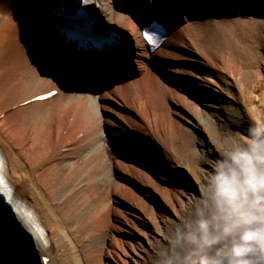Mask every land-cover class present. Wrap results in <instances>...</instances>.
Instances as JSON below:
<instances>
[{
  "label": "bare ground",
  "instance_id": "obj_1",
  "mask_svg": "<svg viewBox=\"0 0 264 264\" xmlns=\"http://www.w3.org/2000/svg\"><path fill=\"white\" fill-rule=\"evenodd\" d=\"M92 1L96 9L90 17L78 10V16L70 20L85 34L93 33L91 39L76 40L87 52L88 61L73 55L84 69L78 71L77 61L69 64L78 80L86 75L91 82H80L74 88L60 67L54 72L41 70L48 57L43 44L37 42L49 38L47 32L52 28L55 33L57 28L54 18L48 16L52 5L0 0V162L11 189L10 194H0V203L11 199L27 229V233L5 230L0 234V264H87L88 253L77 243L94 240L97 227L110 233L106 264H146L153 239L159 236L158 217L162 213L174 216L178 198L198 192L197 184L207 168L191 157L188 125L206 137L207 143L198 145L215 153L230 128L242 131L251 117L263 116L246 104L240 87L242 65L237 60L225 61L216 43L207 46L200 37L206 31L215 34L216 27L235 30L248 24L264 28L260 0L250 8L221 4L192 10L181 0L166 4L169 12L178 11L182 18L174 21L176 26L166 21L170 24L166 41L153 52L143 40L142 25L161 11L156 0L147 4L140 0ZM112 29L125 34L131 47L126 66L112 52L115 40L105 37ZM57 38L55 35L54 40ZM94 39L102 49L94 46ZM62 46L69 50L65 43ZM114 66L118 70L111 71ZM130 66L134 76H130ZM52 91L57 92L54 98L36 100ZM235 101L242 112L234 108ZM96 117L105 121L98 122ZM237 119L243 127L236 126ZM132 142L138 143L137 149L128 148ZM143 143L153 153L143 149ZM89 150L102 157L103 172L110 178L102 199L108 196L111 200L86 225L79 222V213L90 203L91 195L98 194V175L93 178L97 171L77 157L87 152L84 157L89 158ZM195 152L200 157L205 151L197 147ZM32 157H38L37 166L32 165ZM61 167L68 170V177L49 180L44 176ZM176 173L187 174L193 184L173 181L171 176ZM75 176L82 181L78 183ZM72 221L78 223L69 230Z\"/></svg>",
  "mask_w": 264,
  "mask_h": 264
},
{
  "label": "clouds",
  "instance_id": "obj_2",
  "mask_svg": "<svg viewBox=\"0 0 264 264\" xmlns=\"http://www.w3.org/2000/svg\"><path fill=\"white\" fill-rule=\"evenodd\" d=\"M200 159L198 192L158 217L146 264H264V119L230 128Z\"/></svg>",
  "mask_w": 264,
  "mask_h": 264
},
{
  "label": "rangeland",
  "instance_id": "obj_3",
  "mask_svg": "<svg viewBox=\"0 0 264 264\" xmlns=\"http://www.w3.org/2000/svg\"><path fill=\"white\" fill-rule=\"evenodd\" d=\"M222 11H223L222 9L220 11L217 10V12L219 13ZM222 28L223 27L214 28L215 34L217 33L216 35L214 33L213 35H210L209 32L206 31L207 33L205 32L204 35L200 36L201 39L203 40L202 43L204 44L206 43L207 46L209 44L216 43L217 51L221 53V56L224 58L225 61L235 62L233 60H237L238 64L242 65V68H240L241 70L240 72H243L241 74L240 87L243 91L244 97L246 98L245 99L246 104L250 109V111L256 114L260 113L261 115H263L261 116V118H264V79L261 78L264 77V41L262 40V31L264 28L262 26H251L248 24H246L245 26L241 25V27H235L236 28L235 30H232L228 27H225L224 29ZM223 30H226L227 32L225 31L224 33ZM197 31H202V30L194 29V32ZM204 52L205 54H209L208 49L206 47L204 49ZM128 71H130V76H134L133 74L134 70L132 67H130V70ZM243 77L244 79H242ZM86 78L87 76L85 75L84 79L83 78L81 79L80 77V80L74 78L71 79L70 81L74 80L75 83L78 82L90 83L91 79L90 80L88 79L89 81H87ZM230 89L233 95L235 94V96L237 97L236 89H234L233 87H231ZM233 105L234 108H238L240 112H242V108L239 106L238 102L235 101ZM96 121L102 122L105 121V118L101 117L100 119L99 117H96ZM188 127L190 130L189 133H187V138L189 139L188 148L193 149V154H191L192 155L191 157L192 158L195 157L198 163V161H200L201 159L198 155H196V152L194 155V148L196 149L198 147V149L199 148L200 150L204 149V151L206 152L207 151L206 147L202 148L198 145V143L200 141H203V143L206 144L207 139L206 137L204 138V136H201L200 130L198 128L193 127L192 124L188 125ZM74 129H75L74 131H76V128ZM236 129H237L236 127H232V130L236 131ZM137 145L138 143L132 142L129 144L128 148L134 150L137 149ZM140 145L143 146V149L151 148L149 146H146L144 143ZM91 150L88 151L90 152L89 158L84 157V155L87 152L80 153L79 157H77L80 161H83V163L90 165V167H92L94 171H97V174H93V178H96L95 175H98L96 179L98 180L99 192L98 194H94L93 196L91 195L90 203L85 205L84 209L79 213L80 214L79 217H82V219L79 222H81V224L86 223V225L89 224V221H92L93 217L98 215L101 207H103L106 204H109L111 200L108 196H105V198L102 199V197H104V193H106L105 187L107 183L108 184L110 183V178L106 177L107 173L104 174L103 172L102 165L104 164V162H102V157L100 155H98L99 157H95V155L97 156V151H95L96 153L94 152L92 154ZM151 157L155 158L154 154ZM111 160H112L111 157L107 155V161L110 162ZM31 161H33L32 165L34 164L36 166L38 165L36 164L38 162V157L35 158L32 157ZM68 162H70V160ZM63 164L66 163L64 162ZM75 169L76 171H80L79 168H75ZM40 170H42V168ZM67 173H69L68 170H66L64 167H61V170L59 172H53V173L46 172L44 176L50 177L49 178L50 180L57 178V176L68 177L69 174ZM196 173H197L196 176L198 177L199 171H196ZM102 175H105V177ZM75 178L77 177L75 176ZM75 178H71V179H75ZM80 179L81 178H77L78 183L82 181V179L81 180ZM171 179L173 181L175 180V181L184 182L183 183L184 185L193 184L192 181L190 182V177L187 176V174L181 175L179 173H176L171 176ZM199 186H200V182L199 184H197V188ZM192 193L195 194L194 192ZM154 205L156 206V203ZM77 223L78 222L76 221H72L71 223H68L70 227L69 230L71 228L75 229ZM94 232L96 233V237L94 240H90L91 242H88L85 245L81 243H77V246L81 247L85 252L87 251L89 258L87 264H106V257H107L106 240L110 238V233L107 229L104 230V229H100L99 227H97ZM77 242H79V240H77Z\"/></svg>",
  "mask_w": 264,
  "mask_h": 264
},
{
  "label": "snow or ice",
  "instance_id": "obj_4",
  "mask_svg": "<svg viewBox=\"0 0 264 264\" xmlns=\"http://www.w3.org/2000/svg\"><path fill=\"white\" fill-rule=\"evenodd\" d=\"M33 3H42L46 7L55 3V0H31ZM143 4H147L148 0H140ZM175 3V0H156L155 6H163L165 4H172ZM181 3L188 8V9H199L204 7H216L220 6L221 4L230 6V7H241V8H250L254 7L257 3V0H181ZM260 3L264 5V0H260ZM49 18L55 17V9L49 8L48 11ZM145 38L148 42L152 43V38L145 35ZM111 42V41H109ZM59 71H63L65 74L71 76L74 69L65 68V69H58ZM111 71L118 70L115 66L110 69ZM55 95V93H49L48 96L39 97V99H49L51 96ZM3 193H11V189L8 187V184L5 181L4 176V165L0 162V194ZM13 202L11 199L7 201L6 204L0 203V234H2L5 230H10L13 232H24L27 233V229L24 227L23 222L19 219V217L15 214V209L12 206Z\"/></svg>",
  "mask_w": 264,
  "mask_h": 264
}]
</instances>
